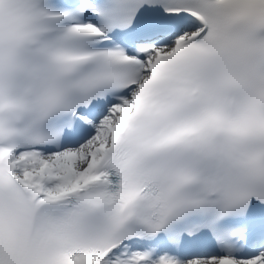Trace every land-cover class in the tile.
<instances>
[{
  "label": "snow or ice",
  "instance_id": "1",
  "mask_svg": "<svg viewBox=\"0 0 264 264\" xmlns=\"http://www.w3.org/2000/svg\"><path fill=\"white\" fill-rule=\"evenodd\" d=\"M0 264H264V0H0Z\"/></svg>",
  "mask_w": 264,
  "mask_h": 264
}]
</instances>
